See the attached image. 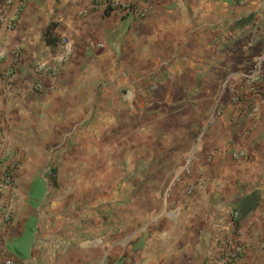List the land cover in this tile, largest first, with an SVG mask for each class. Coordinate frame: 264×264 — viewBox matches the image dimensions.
Instances as JSON below:
<instances>
[{"label":"crops","instance_id":"crops-1","mask_svg":"<svg viewBox=\"0 0 264 264\" xmlns=\"http://www.w3.org/2000/svg\"><path fill=\"white\" fill-rule=\"evenodd\" d=\"M88 1L29 0L0 29V147L17 163L0 264H214L237 231L247 253L235 264H264V82L263 98L223 93L264 57V0H161L149 20L81 16ZM63 38L69 63L32 91ZM189 159L196 178L167 198ZM255 191L258 207L233 221Z\"/></svg>","mask_w":264,"mask_h":264},{"label":"built area","instance_id":"built-area-1","mask_svg":"<svg viewBox=\"0 0 264 264\" xmlns=\"http://www.w3.org/2000/svg\"><path fill=\"white\" fill-rule=\"evenodd\" d=\"M29 0H6L0 5V29L4 31H13L16 28V23L19 15L22 13L24 7ZM161 0H89L85 5L81 16L90 14L100 8L110 9L117 11L123 16L131 17L137 20H149L157 8ZM67 39L63 38L57 49L53 51V57L48 62L38 63L34 66V71L37 75V79L32 83L31 90L34 92L41 91L43 88L44 79L48 78L53 82L59 78L60 74L64 70L65 66L69 63L71 55L68 52H63L67 46ZM103 44H99L98 47H103ZM6 55H0V60H3ZM15 57H18L16 54ZM263 82H264V57L257 60L251 70L246 75H230L226 78L223 86V93L230 96L231 101L235 104L242 100H250L248 98L259 97L263 98ZM241 84L244 86L239 87ZM225 110V104L220 102L217 110L214 111L210 117L209 125L215 118L222 115ZM261 107L253 106L248 111H243V117L252 121H256L260 115ZM0 164L7 165L5 172L0 179V208L3 211L2 214L10 216L6 202L2 199L5 190L9 187H13L16 182V169L17 163L11 161L12 149L6 144H3ZM215 153L211 152L206 155L205 159L208 163L212 162ZM247 158V153L242 151L233 155V161L239 162ZM186 178H196L194 169L192 166V160H187L183 170L176 173L170 181L165 196L167 198L172 196L175 189L182 188ZM197 182L194 185L189 186L185 194L192 196L196 192ZM231 215L233 221L240 219V212L232 207ZM247 253L246 243L242 240V236L239 231L231 239L226 240L219 259L214 264H235L244 258ZM5 264H15L11 259L7 260Z\"/></svg>","mask_w":264,"mask_h":264},{"label":"trees","instance_id":"trees-1","mask_svg":"<svg viewBox=\"0 0 264 264\" xmlns=\"http://www.w3.org/2000/svg\"><path fill=\"white\" fill-rule=\"evenodd\" d=\"M49 38V33L47 31L45 39L50 43ZM260 199V192L255 191L239 201L237 203V210L240 211L241 218H244L253 212L258 207Z\"/></svg>","mask_w":264,"mask_h":264}]
</instances>
